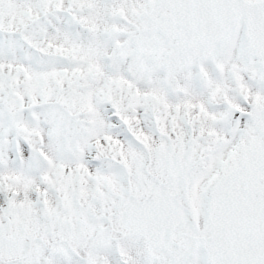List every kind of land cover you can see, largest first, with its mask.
I'll list each match as a JSON object with an SVG mask.
<instances>
[{"label": "snow or ice", "instance_id": "6c2138e0", "mask_svg": "<svg viewBox=\"0 0 264 264\" xmlns=\"http://www.w3.org/2000/svg\"><path fill=\"white\" fill-rule=\"evenodd\" d=\"M0 264H264V0H0Z\"/></svg>", "mask_w": 264, "mask_h": 264}]
</instances>
